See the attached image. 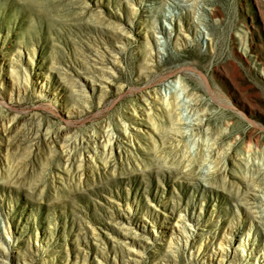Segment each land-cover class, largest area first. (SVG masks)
I'll use <instances>...</instances> for the list:
<instances>
[{"label": "rangeland", "instance_id": "obj_1", "mask_svg": "<svg viewBox=\"0 0 264 264\" xmlns=\"http://www.w3.org/2000/svg\"><path fill=\"white\" fill-rule=\"evenodd\" d=\"M262 150L264 0H0V264H264Z\"/></svg>", "mask_w": 264, "mask_h": 264}, {"label": "bare ground", "instance_id": "obj_2", "mask_svg": "<svg viewBox=\"0 0 264 264\" xmlns=\"http://www.w3.org/2000/svg\"><path fill=\"white\" fill-rule=\"evenodd\" d=\"M171 74L172 73H170V75ZM191 93L188 92L186 86H182L181 85L179 87L178 84H172V86L168 85L166 87L165 93H163L159 99L157 97H153V99H152L153 102L158 103L161 106H163V108L169 113L170 117H172V118L175 117L176 118V120H172V129H173L174 134L176 135V137H180V136L184 135V133H185L183 131L182 124L187 123L188 126L198 125L199 128H202V121H203L204 118L199 116L198 112L197 113L194 112V114H197V116L195 118L193 117L194 115H192V116H190V115L184 116V113H183V110L187 111L188 108H190V106L192 105V102L196 103L198 101V98L197 97H192ZM154 96H155V94H154ZM156 128L157 129H155V131H157L158 129H160V130L162 129V128L158 127V126ZM209 140H210V138H208L206 140V143H203V146H204V154H203L204 158L206 160L208 158V154L209 153L207 154V152H205L206 148L208 147L207 151L211 152V154H210L211 162L217 163V165L219 166V167L217 166V168L218 169H222V166L224 168L225 164L222 163V161L220 160V152L217 151V150H214V144H215L214 141L215 140L212 143L209 142ZM213 150L215 152H213ZM94 152H95V150H94ZM261 153L264 155V150H262ZM90 156L91 155H89V158H91ZM213 168H215V166Z\"/></svg>", "mask_w": 264, "mask_h": 264}]
</instances>
